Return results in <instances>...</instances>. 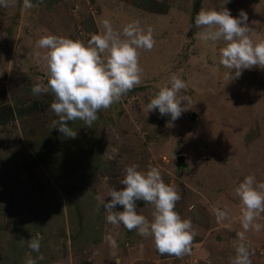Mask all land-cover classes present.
Returning a JSON list of instances; mask_svg holds the SVG:
<instances>
[{
  "label": "rangeland",
  "instance_id": "374dc122",
  "mask_svg": "<svg viewBox=\"0 0 264 264\" xmlns=\"http://www.w3.org/2000/svg\"><path fill=\"white\" fill-rule=\"evenodd\" d=\"M9 0L0 6V264H232L244 243L251 264H264V212L245 231L235 189L252 175L264 182V69L239 78L220 63L223 40L204 41L194 27L200 10H243L254 42L264 40V0ZM109 19L114 29L130 22L153 29L151 51L141 50V83L118 103L98 112L91 127L76 120V138L52 129L59 118L51 93L34 96V84L47 85V50L40 38L57 35L87 45ZM176 74L187 84L190 109L168 126L170 116L147 104ZM14 109V114L8 110ZM195 114V118L193 115ZM57 139L55 155L39 161L36 148ZM184 155V160H178ZM160 170L181 195L176 211L191 220L196 235L191 254L161 255L153 237L106 222L100 201L120 190L125 169ZM83 174V178L79 175ZM227 209L218 222L215 209ZM116 211H122L117 205ZM151 221L154 207L137 202ZM238 233H243L241 240ZM111 234L118 247L112 248ZM39 236L40 253L29 249ZM42 255L43 259H39Z\"/></svg>",
  "mask_w": 264,
  "mask_h": 264
},
{
  "label": "clouds",
  "instance_id": "9594fccd",
  "mask_svg": "<svg viewBox=\"0 0 264 264\" xmlns=\"http://www.w3.org/2000/svg\"><path fill=\"white\" fill-rule=\"evenodd\" d=\"M229 0H225V4ZM0 6L8 7L9 0H0ZM25 8H32L31 0H24ZM248 16L243 10L238 17L223 6V10H200L195 16L194 27L202 29L199 37L204 41L225 42L220 48V63L230 70L227 75L239 78L244 70L264 69V40L254 42L248 27ZM103 31L91 36L87 45L67 37L46 35L37 42L47 52L43 59L47 61L49 78L47 85L34 84L32 94L40 96L51 93L54 101L50 108L59 118L53 120L52 129L65 138H76L77 132L69 127L70 121L80 120L85 127H91L98 119V112L118 103L123 96L141 83L142 68L139 65L141 50L151 51L155 46L153 29L142 28L139 22H130L122 30L114 29L109 19L102 21ZM170 86L162 87L147 104V111L158 109L161 117L170 116L171 123L187 112L191 104L188 95L182 94L187 89L186 82L173 74ZM120 190L113 188L108 197L100 201L107 213L106 222L123 225L127 230H135L142 237H153L156 250L161 255H174L182 258L191 254L196 235L192 222L183 219L175 210L181 195L162 178L156 167L146 172L131 165L125 169V176L120 181ZM242 204L240 222L245 231L253 228L259 232L261 225L253 223L264 212V182H257L252 175L247 176L235 189ZM144 202L154 207L153 219L149 221L138 214L137 202ZM117 205L122 211H116ZM217 221L229 218L227 209H215ZM241 240L243 233H238ZM106 240L112 248H117L116 239L111 235ZM31 251L40 253L39 236L29 240ZM39 259H43L40 255ZM24 264H36L27 258ZM115 264H120L119 260ZM232 264H251L250 252L244 243L236 248Z\"/></svg>",
  "mask_w": 264,
  "mask_h": 264
},
{
  "label": "trees",
  "instance_id": "16d2710c",
  "mask_svg": "<svg viewBox=\"0 0 264 264\" xmlns=\"http://www.w3.org/2000/svg\"><path fill=\"white\" fill-rule=\"evenodd\" d=\"M10 114H14V109L10 108L8 110ZM75 121H70L69 127L74 124ZM57 139L55 137L47 136L40 144L38 143L36 148V156L39 161H46L49 158L53 157L56 152ZM83 178V174L79 175Z\"/></svg>",
  "mask_w": 264,
  "mask_h": 264
},
{
  "label": "water",
  "instance_id": "95a60500",
  "mask_svg": "<svg viewBox=\"0 0 264 264\" xmlns=\"http://www.w3.org/2000/svg\"><path fill=\"white\" fill-rule=\"evenodd\" d=\"M201 2H202V0H197L196 1V3H195V7H194V13H198V11H199V8H200V6H201ZM193 118H195V114L193 115ZM184 155H179V157H178V160L180 161V162H182L183 160H184Z\"/></svg>",
  "mask_w": 264,
  "mask_h": 264
}]
</instances>
